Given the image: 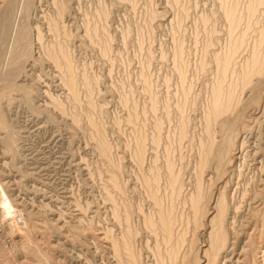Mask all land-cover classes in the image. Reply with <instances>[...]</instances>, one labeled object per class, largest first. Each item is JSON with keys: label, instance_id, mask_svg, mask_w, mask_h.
<instances>
[{"label": "rangeland", "instance_id": "obj_1", "mask_svg": "<svg viewBox=\"0 0 264 264\" xmlns=\"http://www.w3.org/2000/svg\"><path fill=\"white\" fill-rule=\"evenodd\" d=\"M216 87L233 96L224 133ZM0 120V183L27 224L12 237L0 204V264H106L107 229L124 264L125 240L138 264H170L146 220L171 212L177 234L198 182L229 204L228 264L235 207L239 225L264 220V0H0ZM190 228L186 261L207 239Z\"/></svg>", "mask_w": 264, "mask_h": 264}, {"label": "bare ground", "instance_id": "obj_2", "mask_svg": "<svg viewBox=\"0 0 264 264\" xmlns=\"http://www.w3.org/2000/svg\"><path fill=\"white\" fill-rule=\"evenodd\" d=\"M256 59H257L256 55H254L253 66H252L253 69L255 67L257 68V64L259 62ZM232 60H233V57H232V55H230L227 58L225 66L228 67L229 64H231ZM66 62H67L68 68H70L71 67L70 63L68 61H66ZM254 72H256V71H254ZM257 72H259V71L257 70ZM247 74H248V72H247ZM247 77H248V75H247ZM248 80H249V77H248L247 81ZM245 81H246V79H245ZM67 82H68L67 83L68 87L70 89V87H72V85L74 84V80L71 79V81H70V79H69ZM221 96H223V95L221 93L220 88L216 87L213 91V108H212L211 113H212L214 119L219 123V126H221V129L223 130L222 132L224 133L228 130V129H226L227 128L226 126L228 124H230V122L228 120H226V116L231 112V110L233 111L232 107H234V104H233V96L232 95L228 96L226 102H223L221 100ZM227 119H230V118L227 117ZM0 121H1L0 123H1V127H2L3 126V120H0ZM230 121H231V119H230ZM233 124L234 123H232V125ZM232 125H230V126H232ZM211 127H212L211 119L208 118L207 125H206V129L208 132L211 131ZM228 128H229V126H228ZM223 136H224V134H223ZM235 139H236L235 136L233 137L231 135L228 139V143H227L226 148H223V149L220 148V149H218L219 151L216 149L215 156H216L219 164L222 163V159L224 156H227L228 154H230L231 146H233L235 144V141H234ZM213 140L214 139H212L211 144H209V146L207 145L208 147H206L207 148L206 150H208V151H206L207 154L213 153V148H212V146H213L212 143L214 144ZM224 141H226V140H224ZM142 153H143V151H142ZM143 158H144L143 154L139 155V161L142 162ZM171 174H172L171 176H172V181H173V185H172L173 188L172 189H173L175 194H178L181 192V189H182L180 187L178 176L176 177L172 170H171ZM226 184H227V182L223 185L226 186ZM224 195H225L224 191L221 192V194L218 197H216V200H214V202L211 205H208V203L206 202L207 200H205L206 197H205V194L203 193L202 185H201V183L198 182V184L195 187L194 192L191 193V196L189 199L190 215H189V218L187 220L186 226H184L185 228H182L181 231H178L177 234L175 232L178 229V227H177L178 225L176 226L177 229L175 228V225L177 224L176 222H178V221H175V218L172 217L173 213H171V212L163 213L165 211V210H163V212H161V214L158 213L160 215H159V219L157 222H155L156 219L153 221L152 219H150L148 217L149 219L146 220L147 225L146 224L145 225L148 226V229L151 231L153 236H157L158 232L156 233V231H157L156 228L160 227L163 241L165 242V244L166 243L171 244V248H170L171 250L169 249L170 253L168 256V260H169L170 264H177V262L179 260L181 262L183 261L182 264H218L221 251L225 248V246L228 243V235H229V230L224 226L225 221H226L227 216H228L227 214H228V207H229V204L226 201ZM8 198L9 197L6 195V192H5L2 184L0 183V204H6L4 211L1 214L3 217V221L6 224V228L8 230V233L12 237H14L16 235H21L24 239V236L27 234V224H25V226H23L22 225L23 223H18L16 221L17 214L15 212L18 211V208L16 207V204L11 205ZM112 202H114V200ZM160 209H162V208H160ZM238 213H239L238 207H235V216L233 217V220L231 222V229L233 231L232 236L235 238V241L233 242V247H232L233 256L228 260L226 259L227 260L226 262H228V264H259L258 263V257H260L259 255L260 254L264 255V220L261 222L260 226L258 225V222L257 223L255 222V224H254L252 222V219L250 221H247L245 224L239 225V224H237L238 223V217H239ZM23 220H24V218H23ZM205 220H206V224H204ZM191 226H193L192 232H194L192 239H191L192 245L197 244V242H198L197 236L195 237L194 235L199 230L205 231V234H207V239H205L201 242V247L199 248V252H198V255L196 256V258H194L193 261H186V259L188 257L186 254H182L181 251H182L183 247L185 248L184 245L187 242V238H188L187 235L189 233L188 232L189 229H191L190 228ZM251 227H252V229H251ZM250 229H251V231H249ZM126 232H128V231H126ZM129 232H130V230H129ZM102 234H103L102 240L104 241V243L107 244V245H105L106 250L109 252L108 254H110V253L112 254L111 256H109V259L107 260L108 262L106 264H124L122 257H121L119 242L113 236L112 231L110 229H107L104 232H102ZM122 236H124V235H122ZM127 237H128V235H127ZM244 238H247V240L245 242H243ZM156 239L158 240V238H156ZM131 241L128 242V240H125V243H124L125 250H127L129 252L130 261H132L135 264H138L140 262L139 261L140 257L137 256L136 252L134 251L133 245H132L133 243H131ZM24 242L25 243L23 244V250H25V252H29V251H27L28 243L26 242V240H24ZM241 243H243V245L241 247V251L237 252V250H238L237 247H239L241 245ZM157 246H158V241H157ZM157 248H159V246ZM199 253H201L200 256L204 258V261H202L203 258L199 257ZM44 254H45V252H44ZM167 255H168V253H167ZM124 256H126V255H124ZM31 257H33V256H31ZM234 259H236V261H234ZM156 260H158V259H156ZM160 262H162L161 264H165L163 257H159V263L158 264H160ZM178 264H179V262H178Z\"/></svg>", "mask_w": 264, "mask_h": 264}, {"label": "built area", "instance_id": "obj_3", "mask_svg": "<svg viewBox=\"0 0 264 264\" xmlns=\"http://www.w3.org/2000/svg\"><path fill=\"white\" fill-rule=\"evenodd\" d=\"M23 218H24L23 214H22V213H19V214H17V216H16V221H17L18 223H22V222H23Z\"/></svg>", "mask_w": 264, "mask_h": 264}]
</instances>
